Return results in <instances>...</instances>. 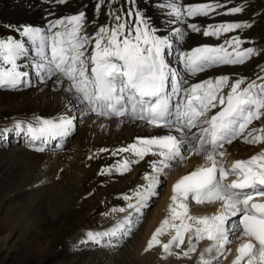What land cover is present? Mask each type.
Here are the masks:
<instances>
[{
  "label": "snow or ice",
  "instance_id": "obj_1",
  "mask_svg": "<svg viewBox=\"0 0 264 264\" xmlns=\"http://www.w3.org/2000/svg\"><path fill=\"white\" fill-rule=\"evenodd\" d=\"M107 3L111 5L116 0ZM129 3L134 4L135 0ZM104 6L105 0H99L96 11L100 12ZM162 7L168 9L173 22L200 32V27L188 20L210 16L223 5L204 3L182 7L173 0ZM242 11V7H235L224 14ZM107 16L112 23L99 26L91 34L87 31L86 14L81 11L50 21L47 31L29 26L22 31L18 29L26 40L13 36L0 38V89L14 90L28 85L29 73L21 71L20 61L28 56L26 43L30 42L38 57L33 67L40 82L55 77L56 83L65 86L83 112L168 129L166 135L137 137L135 142L112 152L113 156L128 153L132 158L125 157L114 168L102 169L101 175L113 170L123 175L148 155L158 159L151 162V172L143 177L145 183L131 195L122 196L126 207L111 210L128 215L110 231L88 232V241L101 244L105 238L111 242L130 236L149 201L158 196L161 177H167L174 163H182L190 155H202L206 163L174 184L169 216L156 229L145 250L160 246L170 256L174 248L185 245L187 238V250L182 256L190 257L199 242L207 240L209 246L200 254L198 264H220V258L226 259L230 252L227 246L232 243L231 238L238 236L244 242L237 247L232 264H264V202H256V197L264 198V151L248 160L235 161L228 168L219 162L226 155L225 145L238 138L243 137L249 144L264 143V128L245 135L254 121L264 117V76L258 77L260 83L252 81L244 87V78L231 81L227 75L188 85V80L170 67L166 59L172 53L173 37L183 41L186 32L182 28L173 29V37L158 34L144 14L132 8L126 12L109 10ZM249 26L211 25L202 34L219 38L221 34ZM241 44L240 38L234 36L223 45L200 46L179 51L177 55L186 74L194 76L210 67L245 63L255 52L253 48H241ZM226 88L229 90L225 93ZM214 109L219 110L213 113ZM75 119L36 117L35 121L15 122L14 129L28 137L34 151L44 152L50 141L67 138L76 130ZM230 176L236 179L225 183ZM190 199L197 205L219 203L220 210L211 216H192ZM168 231L174 234L167 243H161L160 237Z\"/></svg>",
  "mask_w": 264,
  "mask_h": 264
},
{
  "label": "bare ground",
  "instance_id": "obj_2",
  "mask_svg": "<svg viewBox=\"0 0 264 264\" xmlns=\"http://www.w3.org/2000/svg\"><path fill=\"white\" fill-rule=\"evenodd\" d=\"M56 2H58V0H0V38L13 36L14 38L26 40V38L20 36V32L17 31L18 29L22 31L25 26L41 28L47 31L50 21L61 19V15H54L52 17L50 14L51 12H53L52 14L63 13L64 17H67L83 11L86 14V19L88 21L86 26L87 31L91 34L94 33L99 26L111 24L112 21L107 16V12L109 10L122 9L126 12L128 9L132 8L133 10H140L148 19L150 24L157 28L158 34L173 37V29L177 27L182 28V30L186 32L183 39L184 42L173 37L172 53L167 55L166 59L170 64V67L175 69L182 78H186L188 80V85L200 82L198 80L200 75L196 74L191 76L187 75L185 71H182L181 66L183 65L178 59L177 52H187L194 44V41H202L204 39L197 40L198 36L190 34L186 24L173 22L168 9L166 7H162V5L172 3L173 0H135L134 4L129 3V0H116V3L111 5H109L107 0H105V6L101 8L100 12H97L95 7L99 0H76L75 4H73V2H68L67 4L66 2L64 6H58ZM175 2L180 4L182 7H185L196 2L203 4H215L216 1L175 0ZM217 10L219 11V9ZM46 16L48 18H46ZM216 18L219 19V17ZM193 21H197V19H190L188 20V23ZM225 23L226 22L223 24ZM248 25L250 26L248 27L247 33H243L244 38H240L237 34L230 35L229 33L221 34L219 37L220 40L219 38L212 36H209V39L206 40L214 41L219 45H223V39L225 38L222 36L228 35L227 39L238 36L242 41L241 48L246 49L249 46L248 43L249 40H251L250 38L253 36L251 31L253 28L258 29V27L251 26V21ZM26 47L29 48V54L22 61H20V63L22 65L21 71H27L29 73L27 78L29 82L28 85H22L14 90H9L7 88L0 89V122L3 124V126L0 127V196L7 197L17 190L18 192H23L20 191V188L26 189L28 186L31 187V182L34 181V178L38 177V175L50 177L53 173H61L63 177H66L67 179L72 178V176L78 172L83 177V181L81 184L82 189L81 191H78L77 196V190L75 191L74 188L71 189L63 187L60 184H56L54 182L55 180H53L50 182L51 186H48L49 183L44 184L47 188L41 193L44 194L46 192L47 196L41 194V196H37L30 200L32 203L31 205H35L36 207L34 210L35 213L37 215L39 214L41 218L32 227H27L25 232L26 236L29 237L34 230L37 231L38 229V231H41L46 226H58L57 230H61V228H63L65 234L73 232L75 228L74 226H72L71 229L66 228V226H68V223H72V221H74L78 216L75 208L77 206V201H79L80 198L79 195L84 193H88L91 197H94L91 199L93 200V204L89 207L92 213L90 217L82 218L79 223H77V226L80 225L89 229L93 225L101 226L103 224L107 225V222H114L113 219L115 217L113 218V216L116 213H113L111 210L113 208L126 207L127 202L122 199V196L125 194L131 195L138 186L145 183L143 177L146 173L151 172L150 164L153 160L158 159V157L153 155L146 156L139 163L132 165V170L130 172L123 175H120L114 170L110 174L101 175V170L114 168V166H116L118 162L125 157L132 158L128 153H121L113 156L112 152L135 142L137 137L151 138L154 136L166 135L168 134V129L154 128L141 122L131 121L129 119H99V117L93 114L83 112L82 106L77 105L74 96L65 90L64 85L56 83L55 77L48 79L43 83L40 82L37 70L33 67L34 63L38 61L36 52L34 48H32L30 42L26 43ZM225 47L227 48V45H225ZM228 51H232V49L228 48ZM224 73H235L232 78L233 81L239 78H244L245 85H242V87L252 81L260 83L261 81L258 80V77L264 76V58L257 60L247 72H239L234 69L233 71L229 70L218 73L211 79ZM188 85H185V87ZM218 110L219 109H214L213 113ZM211 114L212 113H210V115ZM61 116L75 117L76 119L74 123L76 125V129L80 127L79 124H81L82 121H85L87 116L90 117L89 121L87 122L86 120L84 122L85 126H82L79 131L75 130L67 138H58L55 140L59 141L60 145H62L63 142L67 145L70 141L72 143L70 149L74 148V152L70 153L71 155L63 152L62 150H57L53 153L36 152L29 146L28 137L25 134H17L14 129V124L17 121H35L36 117L56 120ZM250 127L253 129L264 128V118H261L259 121L257 120L255 124ZM193 131H196V129ZM245 135H247V132ZM16 138L18 139V142H16ZM241 139H243V137L234 140L229 145H225L224 150L227 152L226 155H229L228 160L230 161V165L235 161L248 160L252 156L264 151V143L249 144L245 143L244 140ZM36 143L38 145L39 141ZM12 145L14 147H12ZM100 149H108L109 151L101 152ZM93 154H95L94 158L89 159V157L93 156ZM205 163L206 161L202 155H190L184 162L173 164L172 170L168 172L167 175L168 181L164 192L165 195H163L161 199V204L156 206V210H154L147 223L146 233L141 238L140 255L143 256V260H147L154 255L158 264H168L166 262H171L172 264H198L200 254L209 246L210 242L207 240L199 242L196 252L190 257L182 256V252L187 250V238L185 245L181 246V248H174V254L170 256H166L160 246H154L149 251H146L145 249L156 229L160 227L163 220L169 216L168 205L171 202L170 197L173 194L172 188L174 184L180 178ZM228 167L229 165L225 168ZM234 179H236L235 176H230L225 183H231ZM67 191L70 194L63 198L61 202H57L55 200L54 195L62 197V195L67 193ZM28 201L29 200L26 202ZM258 201H264V198L256 197V202ZM58 204H60L59 207H57ZM191 204L196 205L195 208L191 206ZM80 205L82 210L86 209L84 204ZM189 208L192 216H211L220 210V204L206 203L197 205L194 201L190 202L189 200ZM14 209L16 208L14 207ZM77 209L78 208H76V210ZM71 215L72 220H68V217ZM102 215L105 216V220L103 221L101 220ZM113 225L115 224H112V226ZM102 232L104 231H101V233ZM14 233L15 230H12L10 235L1 239L2 242L0 252L3 248L7 247L9 238ZM173 234L174 232L172 231L166 232L165 235L160 237L161 243H167ZM114 240L122 243L127 241V237ZM26 241L27 240L24 239L21 243L26 244ZM68 242L70 241L63 239L62 237L59 244L63 243L67 246ZM243 242L244 240L242 238L232 240L230 245L233 246L231 248L230 245L227 246L230 249V252L227 254V258L225 259L224 257H221L220 264H232V261L237 255L236 249ZM85 249H88V247ZM212 256H215V252L212 253ZM93 257L96 258V260H99L98 256ZM176 260H179V262Z\"/></svg>",
  "mask_w": 264,
  "mask_h": 264
},
{
  "label": "rangeland",
  "instance_id": "obj_3",
  "mask_svg": "<svg viewBox=\"0 0 264 264\" xmlns=\"http://www.w3.org/2000/svg\"><path fill=\"white\" fill-rule=\"evenodd\" d=\"M214 1H216L215 4L217 3L221 4L223 5V7L218 8L219 11L216 10L218 12H216L214 16L211 15L207 17H201V19L203 18V23L198 26L200 28H205L206 25L208 24L211 25H213V23L222 24L223 22L240 23L242 25L243 24L248 25L249 22L251 21V26L258 27V29L253 28V30L251 31V33H253V36L252 38H250L251 40H249L248 43L249 47L254 49L255 54L242 65H235V66L222 65V66L210 67L208 68V72L202 74L199 79H208L212 76L217 75L218 73H222L229 70L233 71L234 69L235 71H239V72H247L253 66V64L256 63L257 60L264 58V0H214ZM70 2H73V4H75L76 0H71L69 1V3ZM197 3L201 4L199 2ZM235 7H242L243 11L237 14H224L228 12L229 9ZM216 17H219L220 20ZM247 30L248 27L246 28L242 27L240 29L235 30L234 32H230V35L237 34L240 38H244L243 33L244 32L247 33ZM190 32L193 31H191L190 29ZM197 36H198L197 40H202L201 37H204V35L202 34H198ZM222 37L225 38L223 39V41H225L228 35H224ZM204 42H208V41H204ZM228 90L229 89L226 88V92ZM263 118L264 117H262V119ZM89 119L90 117L87 116L85 118V121L87 120L88 122ZM85 121L81 122L82 125L79 124L80 127H78L76 131H79V129L82 128V126L83 127L85 126L84 124ZM255 122L256 121H254L250 126L255 124ZM2 126L3 124L0 122V127ZM250 126L248 128L247 133L253 130V128ZM64 146L65 147L63 149V152L69 155H71L70 154L71 152H74L73 150L74 148L70 149L72 146L71 142ZM47 152L51 153L55 151L54 149L51 148ZM228 158L229 155H225V157L221 159V162L225 167L227 166V164L230 166L229 163L230 161L228 160ZM53 174H51L50 177L49 176L44 177V175H38V177H35L34 178L35 180L31 182L32 183L31 187L28 186L26 187V189L20 188V191L23 192H18L17 190L16 192L11 193V195H8L7 197L0 196V249L2 242L1 239L6 237L7 235H10L12 230H15V233L9 238L7 247L3 248L0 252V264H92V263L93 264H158V262L156 261V257L154 255L147 260H143V256L140 255V242H141V238L146 233L147 230L146 226L148 221L150 220V217L152 216L154 210H156L157 208L156 206H159L161 204L162 201L161 199L163 195H165L164 192L168 181L167 177H161V184L157 189L158 196L153 197L149 201V206L144 210V215L141 217L140 221L134 227L133 230L134 232H132V234L127 237L126 242L121 241L122 243H119L117 241L118 242L117 243L114 239L111 242H109L108 238H105L101 242L102 244H96L88 241L87 233L88 232L101 233V231L106 232L112 230L117 224V221L118 222L122 221L124 217L128 215V212L120 213V214L116 213L113 216V218L115 217L113 219L114 222L113 221H112L113 223L107 222V225L106 224L105 225L103 224L101 226L93 225L89 229H86L85 227L80 225L77 226L78 225L77 223H79V221L82 218L85 217L88 218L91 216L92 211H90L89 207L93 204V200H91L93 196L91 197L88 193L79 195L80 198L79 201H77V206H76V208L78 209L76 210L75 208L76 214L78 216L75 218L74 221H72V223H68V226H66V228L68 229H71L72 226H74L75 228L73 232H71L70 234H65L63 228H61V230H57L58 226H52V227L46 226L44 227L43 230L41 231H38V229L37 231L34 230V232H32V234L29 235V237L26 236L25 232L27 230V227H32L41 218L39 214L37 215L35 213L34 210L36 209V207L35 205L34 206L31 205L32 203L30 202V200L37 196H41V194H43L41 192H44V190L47 188L44 186L45 183H49L48 186H51L50 182L55 180L54 182L56 184H60L61 186L66 188H71V189L74 188L75 191L77 190L76 196L78 191L79 190L81 191L82 189L81 184L83 181V177L78 172H76L75 175L72 176V178H67V179L66 177H63L61 173H53ZM68 194L70 193H68L67 191V193H64L62 195V197L61 196L58 197V195L57 196L54 195V197L57 202L59 201L61 202L62 199L65 198ZM43 195L47 196V193L45 192ZM27 200L29 201L26 202ZM79 203L82 205L84 204L86 209L82 210L81 205ZM59 205L60 204H58L57 207H59ZM191 206L195 208L196 205L191 204ZM14 207L16 209H14ZM68 220H72V215L68 217ZM101 220L102 221L105 220V216L102 215ZM112 224L115 225L112 226ZM62 237L63 239L70 241L68 242L67 246L63 243L59 244L60 239H62ZM234 238L237 237H232L231 239L236 240ZM24 239L27 240L26 244L21 243L23 242ZM86 246L88 247V249H85L87 248ZM230 246L232 247L233 245ZM93 256H98L99 260H96V258H94ZM176 261L179 262V260ZM166 263L172 264L171 262H166Z\"/></svg>",
  "mask_w": 264,
  "mask_h": 264
}]
</instances>
